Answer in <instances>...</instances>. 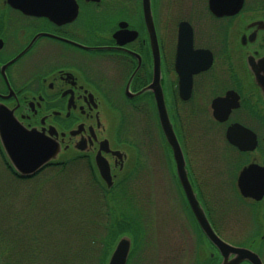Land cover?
<instances>
[{"label": "flooded vegetation", "instance_id": "1", "mask_svg": "<svg viewBox=\"0 0 264 264\" xmlns=\"http://www.w3.org/2000/svg\"><path fill=\"white\" fill-rule=\"evenodd\" d=\"M234 3L0 0L3 123L56 148L37 174L73 166L77 188L89 193L79 203L105 208L103 244L73 250L80 262L89 254L92 264H109L127 234L124 264H146V245H137L128 222H144L160 191L169 212L156 216L175 242L166 252L158 246L168 260L152 264H183L185 253L184 264L231 259L211 234L264 264V0L229 11ZM144 227L139 221L141 237ZM26 254L19 263L33 264ZM0 264L18 261L0 251Z\"/></svg>", "mask_w": 264, "mask_h": 264}, {"label": "rangeland", "instance_id": "2", "mask_svg": "<svg viewBox=\"0 0 264 264\" xmlns=\"http://www.w3.org/2000/svg\"><path fill=\"white\" fill-rule=\"evenodd\" d=\"M2 159L0 156V251L18 264H23L19 263L20 256L26 253L33 264H92L89 254L80 262L73 250L103 244L99 238L108 220L102 204L89 199L79 203V197L89 193L77 188L74 167H48L30 179H18ZM159 194H153L152 210L144 222L136 216L128 222L137 245H146L142 261L146 264L168 260L166 253L158 255V246L166 252L165 246L175 242L169 227L162 224V216H156L157 210L169 212V205L161 204ZM138 220L145 223L143 237ZM62 254L67 258H62ZM72 255L75 258L71 259ZM188 255L181 258L183 264L189 260Z\"/></svg>", "mask_w": 264, "mask_h": 264}, {"label": "water", "instance_id": "3", "mask_svg": "<svg viewBox=\"0 0 264 264\" xmlns=\"http://www.w3.org/2000/svg\"><path fill=\"white\" fill-rule=\"evenodd\" d=\"M243 0H235L231 10L241 7ZM19 5L26 7V2L19 1ZM211 8L215 13H223L217 10V4L211 2ZM161 125L167 140L170 142L175 150L176 156L179 161V172L182 174L181 165L183 166V156L179 143L173 131L172 125L167 116L166 110L163 108L161 113ZM0 141L3 149L9 159L11 165L15 168L16 172L22 176H29L36 173L43 165L50 161L56 153V148L51 146L46 140H42L38 135L32 131H26L19 127H14L12 131L7 128V125L3 123L2 116L0 115ZM184 180V179H183ZM186 187V185H185ZM187 188V187H186ZM188 189V188H187ZM193 206L196 211L198 208L197 201H193ZM199 206V205H198ZM200 218V216H199ZM204 218V217H203ZM205 219V218H204ZM205 226V221L201 220ZM207 229V227L205 226ZM210 238L222 249L229 253H234L231 259L226 258L220 264H238L243 259H249L254 264H261L253 252L248 249L231 246L214 235H210ZM131 246V238L128 235H123L116 243V248L110 259L109 264H124L129 248Z\"/></svg>", "mask_w": 264, "mask_h": 264}, {"label": "trees", "instance_id": "4", "mask_svg": "<svg viewBox=\"0 0 264 264\" xmlns=\"http://www.w3.org/2000/svg\"><path fill=\"white\" fill-rule=\"evenodd\" d=\"M6 160V159H5ZM7 163V162H6ZM8 164V163H7ZM7 168L11 171L12 170V168H11V166H7Z\"/></svg>", "mask_w": 264, "mask_h": 264}]
</instances>
